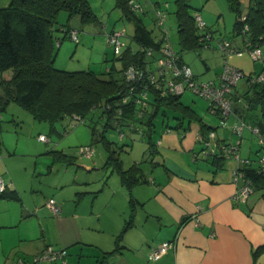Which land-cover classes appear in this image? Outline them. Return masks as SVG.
Segmentation results:
<instances>
[{
	"label": "crops",
	"instance_id": "0c3cea01",
	"mask_svg": "<svg viewBox=\"0 0 264 264\" xmlns=\"http://www.w3.org/2000/svg\"><path fill=\"white\" fill-rule=\"evenodd\" d=\"M7 3L0 0V7ZM234 41L241 45L240 37ZM230 64L246 74L264 67V63L247 69ZM10 76L11 71L2 72L0 80ZM239 81L235 91L242 93L245 82ZM242 107L237 103L238 111ZM235 120L230 116L229 125ZM204 123L214 127L217 118L212 115ZM55 125L51 132L58 130ZM198 130L202 129L196 125L194 136L185 143L177 141L178 132L169 133L170 138L161 141L153 164L147 157L139 164L140 182L131 187L104 164L109 173L93 174L96 162L78 163L74 170L62 167L74 164V158L64 148L54 149L61 142L45 150L54 154L34 159V172L28 169L32 159L27 153L19 154L27 155L25 158L11 155L15 160H26L23 163L0 156V176L10 182L7 192L13 191L15 196L0 194V264H9L18 256L30 260L46 244L67 249V264H97L100 260L101 264H264V191L256 190L244 199L236 197L242 181L234 179V170L243 163L225 159L215 169L204 160L201 144L195 145ZM215 133L219 141L235 138L230 128L216 127ZM249 135L245 140H250ZM243 149L247 151L240 152L241 158L253 160L256 150L251 152L250 144L242 145L240 151ZM62 154L71 155V161ZM133 163L124 165L122 161V168ZM49 198L59 203L58 215L52 216ZM163 241L173 245L160 258H149L150 251ZM110 251L113 253L105 255Z\"/></svg>",
	"mask_w": 264,
	"mask_h": 264
},
{
	"label": "trees",
	"instance_id": "16d2710c",
	"mask_svg": "<svg viewBox=\"0 0 264 264\" xmlns=\"http://www.w3.org/2000/svg\"><path fill=\"white\" fill-rule=\"evenodd\" d=\"M188 1L176 0L177 6L174 14L179 49H175L169 41L164 24H157L156 11L160 9L166 17V6L152 0H138L141 8L134 11L128 7L127 0H115L121 17L131 22L134 30L131 36L125 30V35L121 38L125 46L118 53L113 50V54L121 62V67L117 69L113 63V66L106 70L110 77L101 78L91 70L66 71L54 67L53 64L56 47L60 46L62 38L70 37L71 30H76L68 23L72 17L79 16L80 22L84 24L98 21V16L93 11L89 0H8L5 6L0 7V73L11 71V76L8 80H0V86L3 90V95L0 96V113L6 109L9 103H15L27 110L33 119L47 120L53 126L58 120L64 118L83 122L88 114L97 110L98 116L106 119V122L103 124L102 130L96 132L95 127L91 128L90 143L93 144L96 141L103 143L107 153L104 167L108 166L115 169L121 180L131 187L132 184L140 182L139 170L141 168L139 164L143 163L145 159L123 169L119 157L122 146L115 148L116 143L107 137L106 128L115 129L118 132L120 142H123L125 137L130 139L134 133L144 135L147 141L146 157L153 164L152 160L158 155L161 144L160 139L152 140L153 122L164 105L175 109L174 112L177 110L180 113L183 112V117L196 116L195 119L199 122L202 130L195 133V142L201 144V149L204 152L212 148L215 150L207 155L204 154V160L215 166V169L221 167L225 159L240 160L243 163L242 166L234 170L241 174L237 179H241V184L249 185L252 192L264 191V162L261 161L262 155H264V79L252 82L254 75L264 73V67L259 72L246 74L228 62L227 57L234 53H228L222 47L225 42L229 43L230 47L235 50H246L259 46L262 51L260 61L264 63V50H262L264 48V0H248L247 6L241 4V0H226L228 10L234 14L232 34L241 38V45H237L234 40L231 41L224 37L218 39L208 25L206 18L202 17L199 9L191 10ZM148 4L152 9V24L159 31L158 37L154 36L152 30L147 28L141 17V14L149 12L147 11L149 8H145ZM241 5H243L242 9ZM245 8L246 12H244ZM62 12L66 14L67 21L57 25L58 15ZM56 30L63 33L62 38L55 35ZM112 30L114 29L106 33V40L108 33ZM212 40L217 41L216 46L225 58L221 67L225 61L241 70L246 87L242 93L235 91L238 81L242 78L240 77L236 85L233 86V104L223 125L219 122V112H212L209 101L195 94L192 90L186 89L181 94L170 92L167 88V81L174 79L173 66L166 67L163 71L157 66L158 60L164 57L163 49L166 45L176 54L174 65L179 67L187 65L189 67L183 60L180 51L193 50L198 52L202 47H210ZM75 42H78V35ZM132 44H135V49L132 48ZM130 64H137L143 69L148 66L151 74L155 77L156 85L148 84L145 97L139 93L129 92L127 89L129 84L125 71ZM160 71H162L161 74ZM218 74L214 78L199 81L196 79V75L192 73L190 79L200 83L215 80ZM163 88L166 91L164 95H161L160 91ZM186 91L205 101L207 112L217 118V124L214 127L205 124L194 110L183 106L180 96ZM237 103L243 105L239 111L236 109ZM230 116H234L236 119L232 125L228 123ZM239 123H243L244 127L240 135L233 133L235 136L233 141L217 140L216 127L230 128L231 131L232 126ZM142 125L145 126V130L142 129ZM175 128L184 129L182 121H179ZM254 128L257 131H254ZM245 130L255 135L262 150L260 154L256 153L257 157L253 160L240 156ZM163 131L169 132L168 128ZM209 132L214 133V138L210 139ZM198 134L202 136L201 140H198ZM209 139L211 145L207 147L206 142ZM235 140H240L237 145V152H235L238 153V159L232 154L227 155L221 151L222 145H229ZM123 143L122 145H124ZM215 143L216 145H214ZM84 146L93 149L90 145H80L77 149L83 156L85 155L80 152V148ZM62 155L69 156L70 159H67V162L71 161V155ZM192 155L195 159L196 153ZM7 191L9 190L6 188L0 192L1 196L15 197L13 191ZM57 204L59 206L58 202ZM120 236L121 234L117 236V240ZM113 251L106 252L105 255L111 254ZM18 258L27 260L18 256L11 261ZM102 262L100 260L97 264ZM46 264L59 263L46 262Z\"/></svg>",
	"mask_w": 264,
	"mask_h": 264
},
{
	"label": "rangeland",
	"instance_id": "374dc122",
	"mask_svg": "<svg viewBox=\"0 0 264 264\" xmlns=\"http://www.w3.org/2000/svg\"><path fill=\"white\" fill-rule=\"evenodd\" d=\"M89 1L93 11L98 16V21L84 24L80 22L79 16H74L69 20L68 23L77 30L78 42L73 41L68 36L62 38L63 33L56 30L55 35L62 38V42L60 46L56 47L53 64L54 67L58 69L66 71L91 70L101 78H109L110 75L106 70L111 68L113 63L114 66L119 69L121 67V62L117 60L116 55L113 54L112 46L106 40V33L111 29L118 30L124 28L128 35L131 36L134 27L131 22L126 20V18L121 17L120 10L117 8L115 0ZM152 1L158 2L160 5L167 7L166 17L163 23L164 28L166 29L171 45L175 49H179L178 36L176 32V19L174 14L177 6L176 0ZM188 4L190 5L191 10L199 9L202 17L204 19H209L208 25L214 31L218 39L224 37L233 41L237 38L232 34L234 14L228 10L226 0H189ZM241 4L247 6L248 0H241ZM145 8H149L147 10L149 12L141 14V17L143 18L147 28L152 30L154 36L158 37L159 31L151 21V6L148 4L145 6ZM244 12H246V8L244 9ZM57 20V25L64 23L67 21L66 14L63 12L60 13ZM216 44L217 41L212 40L210 47H202L198 50V52L193 50L180 51L185 62L189 65L192 73L196 75V79L199 81L214 78L222 69L221 65L225 58L217 48ZM262 50H264V48H262ZM227 60L229 63L240 64V66L244 67V69L250 68L254 64L262 63L260 60H252L248 54H244L242 57L232 54L227 57ZM243 78L244 77H242L240 80ZM180 101L183 106L185 105L187 108L194 110V112L203 122H208L210 116H212L206 110L205 101L190 93L189 91H186L180 96ZM174 111L175 109L168 108L164 105L159 110L153 122V141L160 139L164 142L166 138H170L171 135H169V133L171 132H178L176 137L177 141L183 140V143L187 142L190 137L192 138L194 136L196 125H199V122L195 119L196 116H193L194 118L192 116L191 118H187L182 116L183 112L181 110L180 111L182 113L178 112V110L177 112ZM98 115L99 112L95 110L92 114H88L83 122L75 120L73 121L69 118L58 120L55 123V127H57L58 130L51 132V123H49V121L34 120L27 110L15 103H9L6 109L2 111L0 115V156H10L14 159L12 160L13 163H23L26 162V160H15L14 157L25 158L27 155L19 154L27 153L32 159L31 164L28 165V169L31 172H34V161L37 158H42L47 154H54L47 153L45 150L50 149L52 145L59 144V142H61L63 144L58 147L55 146L54 149L61 150V148H64L69 151V153H71L74 158V164H63L62 167L69 166L73 168L72 170H74L77 167L76 164L78 163H90V165H93L92 163L96 162L97 169H93V174L97 172L109 173V169L103 168V164L107 155L103 143L101 141H96L93 144L90 143L91 128L95 127L97 132L98 130H102L103 124L106 122V119ZM179 121H182V126L184 128L182 130L181 128H179V130L175 128V125ZM165 128H168L169 132L163 131ZM142 129L145 130L144 125H142ZM39 133H43L44 136L49 138V141H40L38 139ZM105 133L112 142L116 143L115 148L117 146H122V149L119 151V157L124 162V165L133 163V161H141L147 156V154L144 153L147 149V141L144 138V135H141L140 133H134L130 139L125 137L123 143L118 140V132L115 129L107 127ZM182 133L183 136L181 135ZM167 135L169 137H167ZM245 135L248 136V132L246 130L244 131L243 136ZM249 136L250 140H245V137L243 138L244 141L242 142V145L246 146L250 144L251 152H255L256 150V152L260 154L262 150L259 143L257 142V138L251 133ZM122 143L124 145H122ZM80 145H90L94 149V154L92 155L91 159H86L85 156L78 152L77 148ZM195 145L198 147L199 144L196 143ZM177 147L182 149L179 146V142L177 143ZM246 151V149H243L240 152L245 154ZM172 152L174 151L172 150ZM202 152L203 154L207 155L204 150H202ZM14 153L17 155L14 157L11 156L14 155ZM175 154H178V152H175ZM253 155L256 159V154L253 153ZM10 161L11 160H8V163ZM38 164H40V162ZM81 170L83 173L88 172L86 170L84 171V168H81ZM51 174L52 173H50V176H55ZM43 176H48L49 179L52 178L47 174H44ZM113 177L116 178V173H113ZM52 216L54 215L52 214ZM10 260L9 264L11 262Z\"/></svg>",
	"mask_w": 264,
	"mask_h": 264
},
{
	"label": "built area",
	"instance_id": "2783aa9c",
	"mask_svg": "<svg viewBox=\"0 0 264 264\" xmlns=\"http://www.w3.org/2000/svg\"><path fill=\"white\" fill-rule=\"evenodd\" d=\"M128 6L130 9L134 11H138L141 8L138 0H127ZM156 18L157 24H163L165 20V15L162 13L160 9L156 11ZM202 24V22H200ZM125 35V29H118L112 30L107 35V41L112 45L114 52L118 53L122 47H124V42L122 41V37ZM70 38L77 41V34L76 30H71ZM223 49L228 53H234L237 56H242L243 54H248L249 57L256 61L260 60L262 57V51L259 46H254L253 48L246 49V50H235L230 47L229 43L225 42L222 45ZM164 57L160 58L157 62V66L163 71L166 67L173 66V73L174 79H170L167 81V88L170 92L174 94H181L186 89L192 90L195 94L203 97L205 100L209 101L210 110L212 112H219V122L221 125L225 123V118L231 111V106L233 104L232 98V89L233 86L236 85L237 81L240 77H242L241 70L233 67L232 65L226 63L224 61L223 67L218 74L215 80H208L200 83H196L191 81V69L187 65H182L181 67L174 65L175 52L171 48L166 45L163 49ZM160 71V74L162 73ZM125 74L127 76L128 86L127 89L129 92L139 93L145 97L146 91L148 88V84H155V77L151 74L150 68H141L137 64H130ZM264 79V73H260L258 75H254L252 78V82L255 80ZM148 82V83H146ZM138 90V92H136ZM166 89H161V95L165 94ZM244 127L243 123L235 124L232 126L231 131L237 135H240L242 129ZM254 131L257 129L254 128ZM208 136L210 139L214 138V133L209 132ZM40 140H47V137L43 134L38 136ZM198 140L202 139L200 134L197 135ZM206 142V146L208 147L210 144V140ZM240 140H235L233 143L229 145H222L221 151L225 154H232L235 158H239L237 152V145L239 144ZM216 145V143L214 144ZM210 149V148H209ZM215 150L212 148L211 150L206 151V154L212 153ZM80 152L83 153L86 157H90L93 155V149L89 146H84L80 148ZM261 161L264 162V155H262ZM241 174L238 172H234V179L237 178ZM10 182H6L0 176V192L4 191L6 188H9ZM252 190L249 185L241 184L236 191L235 196L241 199L246 198ZM47 206L54 215L59 214V206L57 202L53 198H49L47 201ZM173 243L171 241H163L158 244V246L151 250L149 253V258L151 259H158L161 257L163 253L167 251L169 247H171ZM67 250L65 248H56L52 245H45L42 250H40L37 254H35L32 260H24V259H16L12 261V264H41V263H55L58 262L59 264H67Z\"/></svg>",
	"mask_w": 264,
	"mask_h": 264
},
{
	"label": "water",
	"instance_id": "95a60500",
	"mask_svg": "<svg viewBox=\"0 0 264 264\" xmlns=\"http://www.w3.org/2000/svg\"><path fill=\"white\" fill-rule=\"evenodd\" d=\"M243 8V5H241V9Z\"/></svg>",
	"mask_w": 264,
	"mask_h": 264
}]
</instances>
